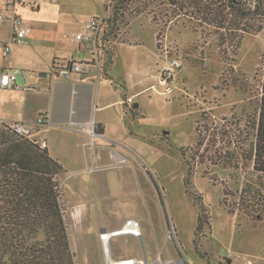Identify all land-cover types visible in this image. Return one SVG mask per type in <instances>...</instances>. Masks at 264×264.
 Returning <instances> with one entry per match:
<instances>
[{"label":"rangeland","instance_id":"1","mask_svg":"<svg viewBox=\"0 0 264 264\" xmlns=\"http://www.w3.org/2000/svg\"><path fill=\"white\" fill-rule=\"evenodd\" d=\"M47 1L57 4V12L51 13L48 4L40 16L63 20L59 29L43 27L55 34L53 40L71 43L64 33L76 32L85 17L95 14L75 4L66 10L61 0ZM194 6L174 12L176 6L155 0L149 6L153 13H136L137 3L124 9L130 26L112 46V64L102 73L87 66L92 74L89 121L104 123L105 137L93 143L68 130L71 121L53 120L38 134H44L51 155L64 168L62 202L76 264H105L100 233L127 215L138 217L143 236L115 237L116 259L133 252L150 263L167 251L177 256L173 243L166 241L171 217L194 264H264V175L254 171L251 159L264 79V18L250 19L255 30L237 42L236 28H218L221 21ZM125 20L118 25L125 27ZM46 40L34 47L24 43L26 52L49 61L55 41ZM173 58L182 65L163 82L162 72ZM26 72L29 79L23 77L20 87L47 93L55 83L72 84L70 77L53 76L52 68ZM44 96L0 88V99L44 103ZM129 96L124 111L120 100ZM118 156L128 159L119 162ZM254 193L263 199L250 200Z\"/></svg>","mask_w":264,"mask_h":264},{"label":"trees","instance_id":"2","mask_svg":"<svg viewBox=\"0 0 264 264\" xmlns=\"http://www.w3.org/2000/svg\"><path fill=\"white\" fill-rule=\"evenodd\" d=\"M154 1L116 0L112 6L115 22L125 20L124 9L132 3L139 5L136 13L144 10L153 13L149 6ZM160 4L176 6L174 12L194 4L209 12L213 21H221L218 28H236L237 42L244 33L255 30L248 25L250 19L258 15L264 18V0H258L255 9L244 0H160ZM228 14L231 18L227 20ZM129 23L126 21L125 25L130 26ZM157 36L160 37V32ZM157 43L160 44V38ZM255 130L251 159L254 171L261 176L264 175V79ZM63 172V165L48 148L0 125V264H76L62 202ZM185 185L190 187L189 178L185 179ZM156 187L162 197V189ZM252 197L257 203L264 198L261 193L251 194L250 200ZM198 221L200 228L203 214Z\"/></svg>","mask_w":264,"mask_h":264},{"label":"built area","instance_id":"3","mask_svg":"<svg viewBox=\"0 0 264 264\" xmlns=\"http://www.w3.org/2000/svg\"><path fill=\"white\" fill-rule=\"evenodd\" d=\"M244 1L252 9H255L258 3V0ZM18 4L34 6L35 0H7L2 11H0V21L9 20L12 25L11 39L9 41L0 40V50L4 57L10 56L12 43H24L31 33V27L25 24L21 15L16 12L11 15L7 14V11L13 10ZM112 6L113 0H105V12L103 14L90 16L81 31L66 34V36L72 37L79 43V47L77 48L78 56L55 58L53 61L54 76L69 77L74 73H84L87 71L88 65L97 67L99 73L106 71L105 65L113 60L112 46L114 42L120 38H124L129 27V25L121 27L115 22ZM85 51L90 53L88 59H84L81 56ZM165 53L168 54V51H165ZM181 65V60L173 58L162 72V81H169L174 75L176 68H179ZM24 76L27 78L26 72H24ZM18 78L19 75L16 71L7 68L1 70L0 88H18ZM47 123V114L40 115L34 122L0 119V125H5L6 128L20 136L30 137L42 148H47L48 144L46 139L39 136L38 133L42 130V126ZM71 126L75 131L88 134L92 138L93 143H95L96 137H105V134L99 129V125L93 121L72 122ZM118 159L119 162H125L128 158L126 156H118ZM128 222L117 229H105L100 233L105 264H113L112 260H116V264H150L148 259L143 257H122L116 259L113 256L111 241L115 237L129 234L138 238H142L143 236L141 226L137 220L135 224H131L132 226L130 228H126L129 224ZM166 226V241L173 243L178 255L174 256L167 251V256L164 257L160 254L154 264H194L183 250L182 244L178 239L177 226L171 217H167ZM109 233L111 234L110 236H108Z\"/></svg>","mask_w":264,"mask_h":264},{"label":"crops","instance_id":"4","mask_svg":"<svg viewBox=\"0 0 264 264\" xmlns=\"http://www.w3.org/2000/svg\"><path fill=\"white\" fill-rule=\"evenodd\" d=\"M6 1L7 0H0V11H2ZM61 2L63 3V5H65L64 7L66 10H68L71 7L70 6L71 4L73 5L75 4L79 6L80 9L85 8V9L93 10V12H95V14H91L85 17L81 25V28L77 29V31H81L84 28L85 22L90 16L101 15L105 12V0H61ZM48 4L49 3L47 0H35L34 6L18 4L15 6V8H13V10L7 11V14L9 15L15 12L21 15L25 24L31 27V33L24 42V43L29 42L30 47L31 46L34 47L36 45L35 43L42 41V39H47L46 41L49 42L55 41L54 42L55 44L52 47L54 50V52H52L53 55L49 56V61L45 60L44 63L40 60L33 59L30 52H26V45H24V43L21 44L12 43L11 54L9 57H4L2 51L0 50V71L5 68L16 71L19 75L18 85L20 84L19 82L24 83L23 77L25 81L29 79L28 73L26 72L27 68H32V67H36L38 69L52 68V73H53V61L55 58L75 56L76 55L75 53H77V48L79 47V43L76 40H74L72 37L66 36V34H71L73 32L64 33V36L71 38L72 41L71 43H67L64 40L62 41L53 40L55 34L53 33L50 34V32L48 33L47 29L43 28L46 27L47 25H50L54 29H59L58 27H61L63 24L62 19H59V22L58 19L57 21H55L53 15L51 19L50 18L47 19L46 17L40 16L42 14V10L44 9V7L47 6V9L49 8ZM49 5H52L51 13L57 12V7H56L57 4L56 6L55 3H51ZM100 9H103V12H100ZM60 14L62 15V12H59V15ZM77 20L81 21L79 17H77ZM11 35H12V25L10 21L9 20L0 21V40L9 41L11 39ZM84 53L88 54L89 56L88 57H83L82 55L81 56L84 59H88L90 57V53L88 51H85L82 54ZM89 66L95 67L94 65H89ZM20 72H22L23 74L21 75ZM24 72L27 73V78H25ZM69 77L72 80V84L55 83L54 85L50 86V90L47 93L43 91L41 88H36L33 86L31 87L27 85L10 89L15 93L21 91L35 92V93L39 92V94L45 95L44 96L45 101L43 103L38 99L37 101L34 102H30V101L25 102L24 100L17 99L16 97H12L9 99L6 98L4 99L2 97V99H0V119L34 122L36 121L37 117H35L33 113L37 112L39 116L42 114L48 115L47 124L51 123V120H53L57 124H64L69 121H71V123L89 121L90 118L87 112L88 103L86 104V102L88 101L89 97H91L90 93L92 89L91 87L92 74L86 71L84 73H74ZM4 90H9V89H4ZM130 101H132V96H129L128 100L126 101L123 99L120 100V102L123 104L124 111H126L127 103ZM112 103L106 104L102 107L109 106ZM134 106L136 108L138 107V105H134ZM97 124L99 125V129L106 135V126L104 125V123L100 122ZM68 130H71L73 132H78L72 128ZM41 132L42 130L40 131V133ZM81 134L82 135L80 136L89 137V135L86 133L81 132ZM42 137L45 138L44 134ZM47 144H48L47 148L51 152L50 144L48 142ZM130 219L137 220L140 224L138 217L127 215L123 218V220L112 224L113 226L107 230L117 229L122 225H124ZM105 229L106 228H103L102 230ZM130 236H132L136 240L135 236L133 235ZM121 257H142V256H140L136 252H133L131 254ZM158 257H154V261L152 262L153 264ZM145 259H148L147 256L145 257Z\"/></svg>","mask_w":264,"mask_h":264},{"label":"bare ground","instance_id":"5","mask_svg":"<svg viewBox=\"0 0 264 264\" xmlns=\"http://www.w3.org/2000/svg\"><path fill=\"white\" fill-rule=\"evenodd\" d=\"M128 223H129V224L126 226V228H130V227L132 226L131 224H135V223H136V220H134V219H130ZM110 235H111V234L109 233L108 236H110ZM112 263H113V264H116V260H112Z\"/></svg>","mask_w":264,"mask_h":264}]
</instances>
